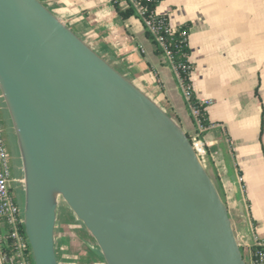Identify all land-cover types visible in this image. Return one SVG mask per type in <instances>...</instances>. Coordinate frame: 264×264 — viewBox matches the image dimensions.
I'll use <instances>...</instances> for the list:
<instances>
[{"label":"water","instance_id":"water-1","mask_svg":"<svg viewBox=\"0 0 264 264\" xmlns=\"http://www.w3.org/2000/svg\"><path fill=\"white\" fill-rule=\"evenodd\" d=\"M0 95L34 264H59L60 201L106 264L247 263L180 124L40 0H0Z\"/></svg>","mask_w":264,"mask_h":264},{"label":"crops","instance_id":"crops-1","mask_svg":"<svg viewBox=\"0 0 264 264\" xmlns=\"http://www.w3.org/2000/svg\"><path fill=\"white\" fill-rule=\"evenodd\" d=\"M46 1L49 9L63 11L57 16L69 17L68 26L89 38L95 51L135 74L187 136L196 134L175 71L166 56L155 53L139 18L122 20L110 0ZM157 11L168 14L172 27L190 23L192 88L199 100L214 101L207 108L211 125L200 136L203 163L235 207L236 236L248 252L264 242V0H162ZM2 235L0 227V242Z\"/></svg>","mask_w":264,"mask_h":264},{"label":"trees","instance_id":"trees-1","mask_svg":"<svg viewBox=\"0 0 264 264\" xmlns=\"http://www.w3.org/2000/svg\"><path fill=\"white\" fill-rule=\"evenodd\" d=\"M111 3L114 6L115 11L117 12L118 16L122 20H126L132 16H135L139 18L144 26L145 29V35L150 39L152 42V45L154 47V51L156 54H163L166 56V51H169L170 54L167 57L168 63L171 65V67L174 69L176 78L178 80V83L180 85V81H182V84L187 89L188 93V99L184 96L186 105L188 110L190 111V114L193 118V121L196 124V117L192 114V108H195L199 111V114L197 118L200 120V123L204 128H207L211 125V122L208 117V112L205 106L199 101L197 98L191 83V73L193 71V65L190 62V54L191 49L189 46V30H190V23H183L176 27L169 28V16L166 13H159L155 12L157 6L161 3L162 0H141L142 4L147 8V11L145 13V16L148 17L149 15H152L153 22L158 24V22L162 21V26L158 30V35L161 36L162 42L158 41L156 35H154L150 30L147 28L145 23L143 22L142 18L138 15L136 12V9L133 7L132 4H130L127 0H110ZM55 4V2H54ZM54 14H58L63 12L62 10L57 9H50ZM112 64V62H110ZM114 66V65H113ZM115 67V66H114ZM119 67V66H118ZM120 72H122L124 75L127 76L132 81H136L135 74L129 75L126 74L121 67L117 68ZM181 88V87H180ZM182 90V88H181ZM4 105V102L2 98L0 97V106ZM5 106V105H4ZM2 112L7 113V110H3ZM1 114V112H0ZM8 115V113H7ZM9 118V116H8ZM202 131H200L201 136ZM189 137V136H188ZM190 139V137H189ZM191 141V139H190ZM219 184V183H218ZM220 186V184H219ZM221 187V186H220ZM219 188V187H218ZM10 193L18 206L19 201L18 197L12 189L10 188ZM19 207V206H18ZM21 211V209H20ZM3 222L5 225V233L1 236V252L4 258V264H13L12 260H14V257L16 255V246L14 244V241L11 239L9 235V225L4 219H0V223ZM83 225V224H82ZM84 227V226H83ZM85 228V227H84ZM20 232L25 234L24 225H20ZM55 237H57V234H55ZM97 246V245H96ZM98 248V247H97ZM241 251L243 253L244 249L242 247ZM99 249V248H98ZM100 251V250H99ZM249 251L251 253V256H256L257 253L262 252L264 255V247L257 246L255 244L251 245L249 248ZM57 252V249H56ZM89 260L95 262L97 260H101L103 263H105L101 252L98 254L96 252L91 251L89 253ZM69 256V254H66ZM67 256V257H68ZM244 257V255H243ZM58 258V256H57ZM60 258H58V261L60 262ZM60 264V263H59Z\"/></svg>","mask_w":264,"mask_h":264},{"label":"rangeland","instance_id":"rangeland-1","mask_svg":"<svg viewBox=\"0 0 264 264\" xmlns=\"http://www.w3.org/2000/svg\"><path fill=\"white\" fill-rule=\"evenodd\" d=\"M42 3L47 4L50 6V3H48L46 0L44 2L40 0ZM46 5V6H47ZM63 23H65L67 26L71 25L69 21L68 16H58ZM86 37V40L87 41ZM95 47L92 46V48ZM95 49V48H93ZM98 50V53L101 52L100 49L96 48ZM102 53V52H101ZM100 53V54H101ZM103 57H106L109 62H112V65L115 67H118V64L114 61H112L109 56L106 54H101ZM167 58V57H166ZM123 70V67H121ZM126 72V71H125ZM146 94L148 96L153 97L151 92L148 90H145ZM1 97V95H0ZM3 110H5V106L2 104L0 106ZM167 113L174 118V116L166 110ZM8 121L10 122V119L8 118L7 113L3 112ZM177 122L176 118H174ZM179 123V122H178ZM11 124V122H10ZM180 124V123H179ZM196 125V124H195ZM193 137V136H192ZM190 137V139L192 138ZM18 148L15 149V162H14V167H9V173H10V188L14 192V194L17 195L18 201H19V209L22 208L23 206V174H22V166L19 158V152L17 150ZM13 169V170H12ZM209 173V172H208ZM210 174V173H209ZM212 179L214 180L219 193L223 200L226 202L229 212H230V217L233 223L234 231L237 229V216L235 213V207L233 204L227 200L226 194L224 193L223 189L219 186L218 181L216 179V176H212ZM0 227L2 229L3 235L5 233V225L3 222L0 223ZM56 249H57V256L60 258V264H106L103 263L101 260H97L95 262L89 260V253L91 251L100 253L99 249L96 246V242L91 236V234L83 227L82 223L76 218V216L73 214L72 210L63 202L60 201L58 211H57V226H56ZM236 234V232H235ZM237 237V236H236ZM238 240V239H237ZM239 242V241H238ZM241 246V245H240ZM244 249V248H243ZM66 254H69L66 255ZM244 259H246V251H243ZM68 256V257H67Z\"/></svg>","mask_w":264,"mask_h":264},{"label":"built area","instance_id":"built-area-1","mask_svg":"<svg viewBox=\"0 0 264 264\" xmlns=\"http://www.w3.org/2000/svg\"><path fill=\"white\" fill-rule=\"evenodd\" d=\"M133 7L136 9L138 15L142 18L143 22L147 26V28L156 35L158 41L162 42L161 36L158 35V30L162 26V21L158 22V24L153 22L152 15L148 17L145 16L147 8L142 4L141 0H127ZM158 8V6H157ZM156 8L155 12H158ZM169 28L172 26L169 23ZM170 54L169 51H166V56L168 57ZM180 87L182 88V92L184 96L188 99L187 89L180 81ZM207 109L210 105L213 104L212 99H203L199 100ZM192 114L196 117V127L197 132L191 138V142L203 161V158L206 154L204 143L200 137V131L203 130V127L200 123V120L197 118L199 111L195 108H192ZM10 173H9V158L8 152L5 148L3 137H2V127L0 124V219H4L9 225V235L11 239L14 241L16 246V255L14 260H12L13 264H34L32 251L27 240V237L24 236L20 232V225L23 224V219L21 216V211L19 207L16 205L11 193H10ZM257 246L264 247L263 241H256L254 243ZM241 247V246H240ZM246 264H264V255L262 252L256 254V256H251L250 251H248V258Z\"/></svg>","mask_w":264,"mask_h":264},{"label":"flooded vegetation","instance_id":"flooded-vegetation-1","mask_svg":"<svg viewBox=\"0 0 264 264\" xmlns=\"http://www.w3.org/2000/svg\"><path fill=\"white\" fill-rule=\"evenodd\" d=\"M3 109L0 108V124L2 127V137L3 142L5 145V148L8 152V158H9V167H14L15 162V149L17 148L16 144V138L12 130V126L10 122L8 121L6 115L2 112ZM18 150V149H17ZM13 170V169H12Z\"/></svg>","mask_w":264,"mask_h":264}]
</instances>
